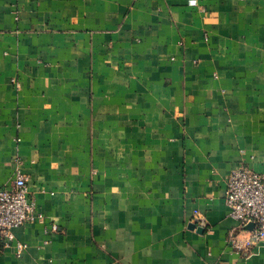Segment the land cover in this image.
Returning <instances> with one entry per match:
<instances>
[{"label":"crops","instance_id":"obj_1","mask_svg":"<svg viewBox=\"0 0 264 264\" xmlns=\"http://www.w3.org/2000/svg\"><path fill=\"white\" fill-rule=\"evenodd\" d=\"M16 158L45 221L0 264H264L224 199L264 173V0H0V187Z\"/></svg>","mask_w":264,"mask_h":264},{"label":"built area","instance_id":"obj_2","mask_svg":"<svg viewBox=\"0 0 264 264\" xmlns=\"http://www.w3.org/2000/svg\"><path fill=\"white\" fill-rule=\"evenodd\" d=\"M11 184L0 187V241L7 245L14 240L13 230L26 222L43 223L44 215L36 209L35 200L28 185L27 175L18 167ZM224 199L229 208V216L236 222V229L228 236V243L236 251L248 250L252 245L264 240V173L246 165L233 166L225 178ZM195 220L204 226L205 220L194 213ZM253 223L251 230L245 225ZM51 229L55 230L53 224ZM26 244L15 241V252L21 255Z\"/></svg>","mask_w":264,"mask_h":264},{"label":"water","instance_id":"obj_3","mask_svg":"<svg viewBox=\"0 0 264 264\" xmlns=\"http://www.w3.org/2000/svg\"><path fill=\"white\" fill-rule=\"evenodd\" d=\"M194 225V224H193ZM245 229H247V230H251L252 228H253V223L251 222V223H248L247 225H245V227H244ZM200 229V228H199Z\"/></svg>","mask_w":264,"mask_h":264}]
</instances>
